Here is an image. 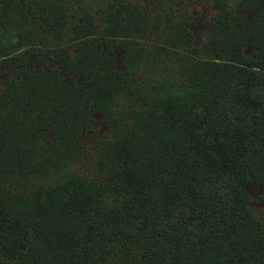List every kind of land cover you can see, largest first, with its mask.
<instances>
[{
  "label": "trees",
  "instance_id": "trees-1",
  "mask_svg": "<svg viewBox=\"0 0 264 264\" xmlns=\"http://www.w3.org/2000/svg\"><path fill=\"white\" fill-rule=\"evenodd\" d=\"M202 1L212 56L174 0L23 4L29 41L0 58V171L43 181L0 187V264H264L245 191L264 196V0ZM94 112L112 133L87 175ZM51 194L67 200L57 220Z\"/></svg>",
  "mask_w": 264,
  "mask_h": 264
},
{
  "label": "rangeland",
  "instance_id": "rangeland-1",
  "mask_svg": "<svg viewBox=\"0 0 264 264\" xmlns=\"http://www.w3.org/2000/svg\"><path fill=\"white\" fill-rule=\"evenodd\" d=\"M29 0H0V58L7 56L10 53H15L19 51L24 45L29 41V37H26V30L24 26V16H23V4ZM232 1V0H230ZM237 1V0H233ZM100 4L101 0L90 1L87 0L86 4L91 8V5ZM175 10L180 9L181 12H188L192 16L197 17L198 20L192 25V31L194 34L193 44L199 48L201 53L204 56H212L214 50L211 43L209 42V35L213 27V18L212 14L214 10L212 7L209 8L206 5L205 1L195 2V0H174L171 5ZM98 7H93L96 9ZM245 19L249 22L252 18V12H246ZM241 17L239 20H241ZM45 18L43 22H45ZM32 25L33 22H32ZM32 27V26H31ZM40 39V37H38ZM54 37L48 36L45 38L41 37V40L45 44L38 43L37 45H45L48 47V44ZM41 40H39L41 42ZM39 42L38 40H35ZM118 66H121L120 61L118 60ZM7 69V68H6ZM7 70L0 73V88L2 87L4 79H6ZM125 99V100H124ZM125 102H129L130 98H124ZM122 100V101H123ZM125 106L124 103L121 104ZM91 129L86 133L82 134L81 140L85 145V154L82 160L77 164L79 170L87 175L95 174V163L99 156V151L97 149V143L100 138L111 135L112 126L110 119L104 117L98 112L92 114V121L90 123ZM39 174H35L33 168H29L25 173L21 174L18 170L0 171V186L3 190L7 191L17 190V189H30L35 183H40L43 179L38 178ZM118 176L112 175V179L116 180ZM170 183L166 184L167 187ZM245 191L250 196V205L253 213L261 219L264 224V196L262 186L256 182L251 181L246 185ZM155 193V199L159 198ZM169 192L163 197V200L168 198ZM7 202V200H4ZM41 202V211L48 216L47 211H51V215L54 216V219L58 218V211L63 209V206L66 205L67 200L65 201L59 194H51L50 197L42 196L40 198ZM60 208V209H58ZM60 217V215H59ZM62 219V217H60ZM51 221L53 227H57L55 222ZM140 258V256H138Z\"/></svg>",
  "mask_w": 264,
  "mask_h": 264
}]
</instances>
